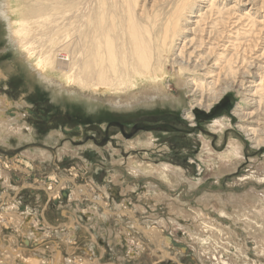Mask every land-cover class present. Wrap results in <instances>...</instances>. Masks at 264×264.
Wrapping results in <instances>:
<instances>
[{
    "label": "bare ground",
    "instance_id": "obj_1",
    "mask_svg": "<svg viewBox=\"0 0 264 264\" xmlns=\"http://www.w3.org/2000/svg\"><path fill=\"white\" fill-rule=\"evenodd\" d=\"M29 1L0 0V23L7 32L10 42L16 43L18 51H24L23 56L26 57L19 61L26 75L33 81L44 80L51 87L53 83L58 84V95L54 100L81 99L87 102L89 109L105 104L110 109L118 110L156 104L160 100L173 101L187 106L184 117L192 122L195 119V112L202 109L206 112L214 111V105L232 91L238 99L234 114L239 122V125L237 124L239 131L252 143V149L261 151L264 148V45L257 50L261 45L263 33L261 28L257 29L252 22L248 30H244V17L248 19L250 16L237 14L235 11L237 4L226 10L224 7L219 9L213 5L215 0L213 2L211 0ZM199 2L207 4L206 9L198 6ZM173 90L183 93L182 96L174 98L171 96ZM186 92L188 98L184 100ZM9 101L0 95V146L13 148L14 143L9 141L11 137L16 139L19 147L35 143L34 129L32 130L28 125L27 110L20 109L25 103L11 104ZM13 104H16L15 107ZM223 126L224 124L217 120L215 125L213 124V131L217 128L222 131ZM25 130L33 131V134H26ZM60 137L57 131L51 130L45 144H50L49 142L52 141L56 143ZM201 141L205 147L203 152L207 154L206 157L203 155L200 158L204 167L201 173H204L205 169H211V175L217 184L222 177L236 173L243 159L240 141L230 140L223 155L211 151L210 143L205 137ZM118 143L124 148V153L139 154L135 156L136 158L131 154L128 160H124L119 155V150L108 145L107 149L115 151L114 154H117L122 162L121 164L113 158L112 168L124 165L122 171L126 177L125 179L117 170L111 175L112 183L129 186L127 179L129 175L134 177L135 181L147 180L145 185L148 196L155 199L156 203L162 202L169 207V211L175 215L173 225L177 224L178 215L181 219L194 223V226L190 225L192 229L187 228V231L190 243L188 247L196 255L209 258V254H212L215 257H222L226 260L225 264H258L242 256L239 248H236V256L231 254L234 242L231 229L211 222L201 210L192 207L181 208L178 200H171L166 188L174 190L176 186H181L185 175L180 168L166 162L154 165L145 162L144 158H139V155L148 156L156 147L154 138L144 135ZM88 148L104 157L102 149L93 143L85 146L83 150ZM68 151L79 156V153H76L78 150L72 149L71 144L65 145L56 155L62 158V154H67ZM26 154L31 160L38 158L46 161L52 157L50 151L45 148H37L36 152L29 151ZM252 162L255 165L253 172L238 180L240 186L247 183L255 185L254 187L241 194H204L198 203L204 209L217 212L239 226L238 229L254 242L256 254L264 256V189L256 190V186L264 185V161ZM252 162H249L250 165ZM51 176V181L54 182L49 184V187L46 185L49 192L45 195L51 202L59 201V195L66 187L63 188L62 183L58 184L60 187L55 186L57 178ZM186 183L188 189L192 191L202 185L200 182L186 181ZM11 185L10 174L0 168V189L12 188ZM86 189L77 186V190L70 193L69 200L81 202L85 196L91 202L100 205L105 215L109 214L106 203L96 198L92 200ZM130 189L131 187H128V191ZM4 194L5 199L0 195L1 201L6 202L9 207L4 211L6 214H0V233L1 224L7 223L13 229L15 226L23 237L31 238L38 245V251L41 250L34 258L26 255L19 257L17 254L19 251L10 250L6 255L0 253L3 256L2 259L0 257V264H62L61 253L52 241L53 234L47 224L31 218L28 211L23 212L22 220L19 216L13 215L14 210L19 212L18 204L10 201L8 203L11 196L9 193ZM96 209L88 207L83 213L90 215L91 221L93 220L91 213L105 217L98 215ZM120 212L131 217L133 215L127 211ZM181 223L183 225V222ZM132 224L129 227H132ZM134 225L142 236L156 244V247L160 242L164 246L171 245V239L162 235L163 228H167L163 220L158 221V226L153 228L142 229L136 223ZM71 228L68 229L69 233L67 232L66 236V241H70L68 244L76 236ZM123 233L130 232L124 229ZM115 235L114 240L119 244L123 236L117 232ZM182 241L185 240L179 242L183 243ZM92 243L94 240L88 244L89 251L93 248ZM43 244L46 246L44 247ZM137 246L135 242L128 244L126 251L135 250ZM16 247L19 248V245ZM159 249H162L163 256H170L173 261L178 262V258L170 253L167 254L162 247ZM19 250L21 251V248ZM46 254L52 256L51 263L44 259ZM85 262L72 260L70 264H91Z\"/></svg>",
    "mask_w": 264,
    "mask_h": 264
},
{
    "label": "rangeland",
    "instance_id": "obj_2",
    "mask_svg": "<svg viewBox=\"0 0 264 264\" xmlns=\"http://www.w3.org/2000/svg\"><path fill=\"white\" fill-rule=\"evenodd\" d=\"M213 1L211 0V2ZM235 4H237L235 7L237 14L250 16L248 19L244 17V30H248L251 22L255 23L257 29L261 28L263 35L261 45L257 49L259 50L264 45V0H215L213 2V5L219 9L224 7L226 10ZM198 6L206 9L207 4L199 2ZM238 29H242V27H238ZM23 55H25L24 51H18L16 43L10 42L7 32L0 23V95L6 100H10L9 103L11 104L25 103L20 109L21 111L27 110L28 125L32 127V130L34 129L35 133L33 135L35 143L33 144L19 147L16 139L11 137L9 141L14 143L13 148L0 146V168L8 175L10 174L12 182V188L5 189L2 187L0 189V195L4 196V193H9L12 201L8 200V203L10 201L18 204L19 212L14 210L13 215L22 216L23 212L28 211L31 218L47 224L49 231L51 230L50 232L53 234L52 241L55 242L54 245L58 246V252L61 253L62 264H70L72 260L86 261L91 264H225V258L215 257L212 254H209V258L196 255L188 247L190 243L187 228L192 229L190 225L194 226V223L181 219L178 215L177 220L175 219L177 224L173 225L172 221L175 215L169 211V207L162 202L156 203L155 199L148 196L145 185L147 180L138 179L135 181L134 177L126 175L129 186L111 182V175L117 170L124 176L122 171L124 165L112 168L114 160L120 162V158L114 154L115 151L107 149L108 145L119 150L118 153L123 157L122 159L128 160L131 154L135 157L139 153H124V148L120 147L118 141L134 140L144 135L154 138L156 147L148 156L141 157L139 155L140 159L144 158L145 162H151L154 165L166 162L171 166L180 168L185 175V180L181 181V186H176L174 190L166 188L171 195V200H178L181 208L192 207L201 210L206 213L211 222L231 229L234 237L233 247H231L232 255L236 256V248H239L242 256L249 259L250 262L255 261L258 264H264V256L256 254L254 242L238 229L239 226L217 212L208 208L204 209L198 203L204 194H241L254 187L255 185L247 183L240 186L238 179L247 177L249 173L253 172L255 165L252 161H256V163L264 161V148L261 151L252 149V143L247 141L238 129L239 122L234 114L238 99L234 92L225 94L223 99L214 105V111L206 112L202 109L195 112V119L192 122L184 117L187 106L173 101L160 100L156 104L141 105L126 110L110 109L105 104L89 109L87 102L81 99L59 98L54 100V97L57 98L58 95V84L53 83V87H51L44 80H42L43 84V82L33 81L29 78L20 66L19 60L26 57ZM167 85L169 86V84ZM181 94L178 90H173L171 96L177 99L182 96ZM185 98H188L187 92L184 93V100H186ZM16 104H13V107ZM217 120L224 124L222 131L218 128L213 131V124L215 125ZM51 130L57 131L61 137L56 143L52 141V143L49 142L50 144H45ZM25 133L31 135L33 131L25 130ZM203 137L210 143V150L220 155L226 153L225 150L229 146L230 140H238L242 144L243 159L238 165L236 173L225 176V178L222 177L219 179V184L214 181L211 169H205L204 173H201L204 167H202L200 158L207 155L203 152L205 149L201 141ZM90 143L102 149L104 157L98 152L91 151L90 148L83 150ZM67 144H71L72 149L78 150L76 153H79V156L68 151L67 154H62V158H59L57 156L59 151ZM37 148L49 150L51 159L46 161L38 158L31 160L26 152L34 153ZM113 158L115 159L113 160ZM249 162L252 164L250 165ZM120 163L122 164V162ZM51 175L57 178L55 186L60 187L59 185L62 183L63 188L66 187L59 195V201L51 202L45 195L49 192V184L54 182L51 181ZM186 181L200 182L202 185L192 191L188 189ZM77 186L87 188L88 195L92 200H102L106 203V210L109 214L105 215L100 205L91 202L85 196L81 202L69 200L70 193L76 191ZM128 187H131L129 191ZM262 189H264V185L262 187L256 186V190L261 191ZM0 202L2 201L0 200ZM6 205H8L6 202L0 203V214L8 209L9 205L7 207ZM88 207L97 208L98 215H105V217L95 216L91 213L93 216H91L93 218L91 221L90 215L87 216L86 213H83ZM120 211H127L133 215L132 217L127 216ZM20 219L22 220L23 217ZM160 220H163L167 225L168 229L163 228L162 235L169 236L167 239H171V245L164 246L161 242L159 245L167 254L170 253V255L178 258L177 263L170 256H163L162 249L144 238L142 233L138 231L139 229L134 227V223L142 229L157 227ZM130 224L132 227H129ZM1 225L0 243L14 245L12 240H5L13 234V227L9 224L8 226L7 223ZM69 228L76 233L70 244H68L70 241H66ZM124 229L130 233H123ZM116 232L123 236L119 244L114 240ZM47 239L50 240V238ZM92 240L94 243H92L93 248L90 249V252L88 244ZM181 240L185 241L181 243L179 242ZM133 242L140 249L137 246L135 250L126 251V246ZM43 246L46 245L43 244ZM36 247L39 249L37 244ZM29 248L32 249L33 246L30 245ZM27 250L24 251V254L18 252L19 257L25 255L32 257V254ZM154 250L155 252H153ZM44 257L48 263H51L52 256L50 254H46Z\"/></svg>",
    "mask_w": 264,
    "mask_h": 264
},
{
    "label": "crops",
    "instance_id": "obj_3",
    "mask_svg": "<svg viewBox=\"0 0 264 264\" xmlns=\"http://www.w3.org/2000/svg\"><path fill=\"white\" fill-rule=\"evenodd\" d=\"M5 198V197H4ZM0 200H1V198H0ZM0 203H2V202H0ZM4 211H2V214H6V213H3ZM18 216V215H17ZM19 217H21L20 215H19ZM28 218V217H27ZM6 220H7V218H5ZM3 229H5V227H3ZM17 232V233H16ZM12 233L13 234H11V236H9L8 238H5V240L6 241H8V240H12L13 242H14V246H12V245H10V244H1L0 243V253L1 254H3V253H9V251L11 250V251H19L20 252V254H24V252H22V251H25V250H27V251H29L31 254H32V258H34V257H37L38 256V252L41 250H39L38 251V249H37V247H36V243H34V244H31V242L33 243L34 241L33 240H31V238L29 239L28 238V240L26 241L25 239H27L25 236L23 237V235H21V233H19L18 231H17V229L15 228V226H14V229L12 230ZM1 234L2 233H0V236H1ZM10 237H11V239H10ZM12 238H14V239H12ZM15 238H16V240H15ZM30 240V241H29ZM18 241V244L16 243ZM17 245H19V248H21V251L19 250V248L18 247H16ZM33 246V248L31 249V248H29V246ZM38 246V245H37ZM49 246H50V244H49ZM160 246L161 245H159L158 247L160 248ZM26 247V248H25ZM9 248V249H8ZM36 252H35V251ZM32 251V252H31ZM165 251V250H164ZM1 254H0V257H1V259H2V257L3 256H1ZM18 254V253H17Z\"/></svg>",
    "mask_w": 264,
    "mask_h": 264
},
{
    "label": "water",
    "instance_id": "obj_4",
    "mask_svg": "<svg viewBox=\"0 0 264 264\" xmlns=\"http://www.w3.org/2000/svg\"><path fill=\"white\" fill-rule=\"evenodd\" d=\"M169 237V236H168ZM168 237H166V238H168Z\"/></svg>",
    "mask_w": 264,
    "mask_h": 264
}]
</instances>
